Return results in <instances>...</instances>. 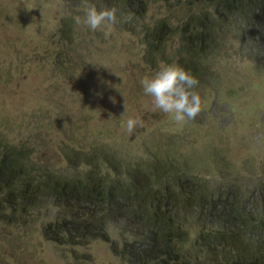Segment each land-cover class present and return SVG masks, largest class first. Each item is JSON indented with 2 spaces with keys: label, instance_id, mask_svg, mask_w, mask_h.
<instances>
[{
  "label": "rangeland",
  "instance_id": "1",
  "mask_svg": "<svg viewBox=\"0 0 264 264\" xmlns=\"http://www.w3.org/2000/svg\"><path fill=\"white\" fill-rule=\"evenodd\" d=\"M72 6L63 0H0V131L11 141H27L30 135L33 139V126H44L31 158L35 164L65 175L63 146L84 150L103 144L123 164L147 161L153 154L160 160H181L202 183L215 185L217 169L222 171L223 166L230 174L239 173L244 185L260 179L264 171V44L246 58L249 44L241 48L227 36L220 40L205 60L207 79L195 88L202 100L200 113L177 123L169 114L154 110L152 98L145 95L141 81L165 64L158 62L153 69L145 65L140 35L128 31V26L113 27L101 41V30L83 33L81 40L92 39L91 46L86 52L82 45H75L86 64L67 72L69 64L61 58L64 68L53 70L59 23L80 13ZM162 12L151 7L144 20L152 23ZM176 45L174 38L163 57L171 55ZM123 113L124 119L140 115L144 127L129 134L121 127ZM100 171L111 174L106 166ZM40 201L26 212H0V264H129L100 239L83 245L49 242L41 229L54 220L56 210L48 198ZM105 233L118 246L129 242L118 226L107 227Z\"/></svg>",
  "mask_w": 264,
  "mask_h": 264
},
{
  "label": "trees",
  "instance_id": "2",
  "mask_svg": "<svg viewBox=\"0 0 264 264\" xmlns=\"http://www.w3.org/2000/svg\"><path fill=\"white\" fill-rule=\"evenodd\" d=\"M63 1L70 8H80L84 2ZM88 2L98 10L118 9L113 27L128 26V31L140 35L141 60L150 69L158 62L178 65L199 84L208 77L205 60L226 36L241 48L249 44L246 58L264 44V0ZM155 6L163 10L162 16L146 23V12ZM83 33L92 31L73 18H62L56 31L59 50L54 71L64 68L61 58L69 64L67 72L86 64L75 45L87 52L92 39L81 40ZM174 38L175 50L163 57ZM43 128L33 126L34 140L30 135L18 142L0 131V212H26L46 197L56 210L54 220L41 229L49 242L83 245L100 239L129 264H264V171L260 179L244 185L239 173L230 174L223 166L222 171L217 169L219 179L214 185L194 177L181 160H160L153 154L147 161L123 164L115 152L100 144L84 150L63 146L60 152L68 170L60 176L31 160ZM104 166L111 174L101 173ZM111 226H118L129 242L118 246L110 241L105 232Z\"/></svg>",
  "mask_w": 264,
  "mask_h": 264
},
{
  "label": "clouds",
  "instance_id": "3",
  "mask_svg": "<svg viewBox=\"0 0 264 264\" xmlns=\"http://www.w3.org/2000/svg\"><path fill=\"white\" fill-rule=\"evenodd\" d=\"M78 11L82 14L73 17L75 23L93 32L103 31L106 39L111 35L118 20L116 7L98 10L95 4L89 3L88 0H84ZM198 84L197 78L178 65H162L154 76L145 77L141 81L145 95L152 98L154 110L169 114L177 123L192 120L200 113L202 100L195 91ZM124 107L126 112V106ZM124 113L120 117L121 127L129 134L144 127L140 115L124 119ZM109 115L111 116V113Z\"/></svg>",
  "mask_w": 264,
  "mask_h": 264
}]
</instances>
